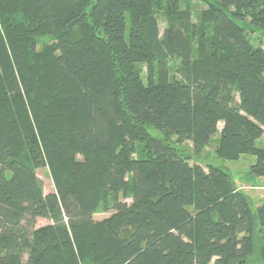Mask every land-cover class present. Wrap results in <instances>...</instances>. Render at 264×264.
I'll return each instance as SVG.
<instances>
[{
  "label": "trees",
  "instance_id": "obj_1",
  "mask_svg": "<svg viewBox=\"0 0 264 264\" xmlns=\"http://www.w3.org/2000/svg\"><path fill=\"white\" fill-rule=\"evenodd\" d=\"M206 1L192 22L178 0H0V264H248L264 205L172 139L199 157L218 134L217 157L264 177V50L245 30L264 0Z\"/></svg>",
  "mask_w": 264,
  "mask_h": 264
},
{
  "label": "rangeland",
  "instance_id": "obj_2",
  "mask_svg": "<svg viewBox=\"0 0 264 264\" xmlns=\"http://www.w3.org/2000/svg\"><path fill=\"white\" fill-rule=\"evenodd\" d=\"M96 0H92L95 2ZM178 6L180 9H188L191 13L192 22H197L198 14L208 9V3L206 0H178ZM170 8H167V12ZM156 13L160 33L166 25V16L167 12ZM241 25V24H240ZM210 27L207 26L206 31L204 30L205 37H210ZM246 36L253 48H260L264 50V27L255 29L251 27H245ZM54 41V38L48 35H44L37 39L35 46V54L41 52L45 47L51 45ZM194 49H196V42H194ZM178 62H172L171 68L172 71L178 67ZM140 75L143 81H146L147 71L144 65L139 66ZM264 78V72L262 74ZM225 98L234 101H238V95L235 92L233 85H226L225 91L223 93ZM222 124H218V131L221 129ZM153 135H156L152 132ZM172 143L175 145L177 150L181 154L190 155L189 163L191 165H199L202 168L206 169L207 165L221 168L227 172L233 182L235 190L243 193L249 200L252 210H255L264 205V177H256L250 172L251 165L254 163L255 157L251 154H241L236 160H224L216 156V149L219 146V135L215 134L212 136L207 146L203 150L202 154L199 157L192 156V148L190 142H184L183 144H176L175 139H172ZM256 147L258 149H264V134L261 139L257 142ZM35 174L39 180L44 194L54 192V185L51 177V173L47 166L36 168ZM120 201H125L127 204L130 203V200H124L122 196H119ZM114 211L110 209L108 212H104L99 209L93 215V219L100 221L109 217ZM50 222L46 219H38L37 226H45ZM253 239L255 244V254L252 256L248 264H264L261 257L259 256L262 246L264 245V229H261L257 223L253 232Z\"/></svg>",
  "mask_w": 264,
  "mask_h": 264
}]
</instances>
